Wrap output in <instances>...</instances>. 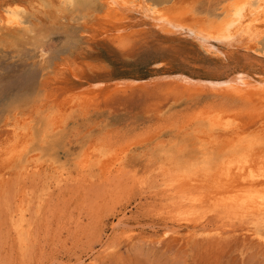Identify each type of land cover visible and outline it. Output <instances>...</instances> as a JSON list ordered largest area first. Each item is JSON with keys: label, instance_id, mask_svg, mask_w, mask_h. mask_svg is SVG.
Returning <instances> with one entry per match:
<instances>
[{"label": "rangeland", "instance_id": "1", "mask_svg": "<svg viewBox=\"0 0 264 264\" xmlns=\"http://www.w3.org/2000/svg\"><path fill=\"white\" fill-rule=\"evenodd\" d=\"M223 1L194 3L216 12ZM14 3L22 20L0 23V264H264V213L213 206L220 177L199 168L244 154L262 165L264 99L157 78L236 67L261 80L264 57L221 64L148 26L118 46L103 0H0V11Z\"/></svg>", "mask_w": 264, "mask_h": 264}, {"label": "bare ground", "instance_id": "2", "mask_svg": "<svg viewBox=\"0 0 264 264\" xmlns=\"http://www.w3.org/2000/svg\"><path fill=\"white\" fill-rule=\"evenodd\" d=\"M103 2L105 5L103 17L109 22L116 24L115 34L117 35L115 37V41L118 46L127 45L130 40L132 41V37L134 35L137 36L141 33L140 32L137 34L139 30L142 31L141 26H148V29L157 31L162 35L164 34V36L166 35V38H169L171 36L172 38L173 36L180 38H189V40L196 43L202 51L207 53V55L216 57L217 62L221 64H228V62H230V60L234 58L248 59L253 57H264V55H262V53H264V37L261 36V33H264V23H262L264 22V14L259 11L261 0H224L223 3L220 4L221 6L219 5L220 8L216 12L199 11L195 7L194 0H103ZM243 3L251 4L253 8L256 9V11L255 13H253V8L246 9L243 19L234 23L235 8L225 6ZM125 4L134 5L135 7H125ZM23 8L24 7L19 3L7 5L3 9V11H0V23L5 25L18 24L22 20L20 19V11ZM14 16L19 17V19H13ZM129 22H132V26L128 25ZM134 25H139L141 29H137L139 27L134 28ZM228 36H232L234 37V39L227 40L226 37ZM211 37L219 38L211 39ZM134 41L135 40H133V42ZM157 64L159 66L161 63ZM235 68H231L230 72H228L225 78H218L217 80L193 79L183 73L176 75L174 74V77L172 78L160 76L157 78H160L161 81L159 79L157 80H159L158 84H165L167 86L169 85L173 89L180 88L181 90H183L194 88L197 90L200 89L202 91L208 90L211 93H225L226 95H228V97H232L234 99L246 98L248 100L249 98L252 99L253 96H260L259 98L264 99V78L261 80L256 79L255 76L250 75V72L248 74L247 72L240 71ZM241 73L243 74L242 79L240 78ZM260 78H262V76ZM136 83H138V81L121 80L116 82L115 86L116 88L121 85L127 87L133 84L136 85ZM129 90L131 91V88ZM229 126L230 125L227 124V129L231 128ZM230 130H233V128L229 129V131ZM249 143L250 145H252V142L250 140ZM248 156V154H244L243 156L241 155L240 157H234L229 160L225 158L226 160L222 162L223 165L220 166H212L209 163L208 166H204L207 162L204 159L206 161H204L205 164L200 165L199 167L202 172H204V175L215 174V176H218L216 178L217 180L220 177V182L218 180L220 184L218 183L219 186H217L218 188H221L219 192L220 195L217 197L216 195L215 197H212L211 201H213V203H211L216 208L227 211L234 218L262 216V214L264 213V162L262 163V165H256L258 166V168L255 171L254 165H252ZM122 165L123 164L119 158L117 159V161L114 159V161L109 164L107 170L109 171V173H113L123 168L124 166ZM218 166L219 170H215L212 173L211 170L216 169ZM83 167L85 168V166ZM83 172L85 171L83 170ZM182 172H184L185 175L181 180L186 177L188 179V176H190V174L185 173V170H182ZM192 180L193 178L191 177L189 181ZM194 211L195 210L191 212ZM21 217L23 216L21 215ZM24 221L25 220L20 219L18 223L20 229L25 228L24 223L26 222ZM15 223L16 222H14V224ZM24 237H26V235ZM23 241L25 240L23 239Z\"/></svg>", "mask_w": 264, "mask_h": 264}, {"label": "snow or ice", "instance_id": "3", "mask_svg": "<svg viewBox=\"0 0 264 264\" xmlns=\"http://www.w3.org/2000/svg\"><path fill=\"white\" fill-rule=\"evenodd\" d=\"M62 6H72L71 5V0H68V3L66 5H62ZM125 7H135L134 5H128V4H125ZM225 7H233L235 8V12H234V23L240 21L243 19L244 17V12L246 9H249V8H253V6L251 4H248V3H243V4H235V5H230V6H225ZM256 9L253 8V13H255ZM259 11L264 14V0H261V6L259 7ZM13 19H19V17H16L14 16ZM264 23V22H262ZM261 36L264 37V33H261ZM219 37H211V39H218ZM41 39H43V37H41ZM227 40H233L234 37L232 36H228L226 37ZM122 47H126V45H122ZM122 55H127V53H121ZM45 54H42L41 55V59H43V56ZM262 55H264V53H262ZM100 67L104 70V71H108L109 68H108V65L106 64H102L100 65ZM243 77V74L241 73V76L240 78L242 79Z\"/></svg>", "mask_w": 264, "mask_h": 264}]
</instances>
